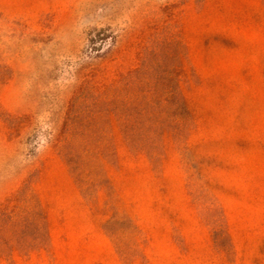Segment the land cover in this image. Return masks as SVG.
<instances>
[{
	"label": "rangeland",
	"instance_id": "1",
	"mask_svg": "<svg viewBox=\"0 0 264 264\" xmlns=\"http://www.w3.org/2000/svg\"><path fill=\"white\" fill-rule=\"evenodd\" d=\"M27 203L0 264H264V0H0Z\"/></svg>",
	"mask_w": 264,
	"mask_h": 264
},
{
	"label": "trees",
	"instance_id": "2",
	"mask_svg": "<svg viewBox=\"0 0 264 264\" xmlns=\"http://www.w3.org/2000/svg\"><path fill=\"white\" fill-rule=\"evenodd\" d=\"M26 200L27 198L24 197L23 202H27ZM28 206L29 204L27 203V204H24L22 208H19L16 210L4 209L3 211H0V230L9 231L11 228L13 229L15 225H19V223L21 224L24 217L28 219V217H33L34 215H36L37 212H39L37 211V207H35V205L30 208H28Z\"/></svg>",
	"mask_w": 264,
	"mask_h": 264
}]
</instances>
